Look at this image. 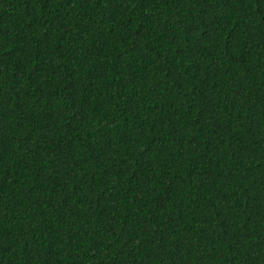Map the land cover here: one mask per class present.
I'll use <instances>...</instances> for the list:
<instances>
[{"label":"trees","instance_id":"obj_1","mask_svg":"<svg viewBox=\"0 0 264 264\" xmlns=\"http://www.w3.org/2000/svg\"><path fill=\"white\" fill-rule=\"evenodd\" d=\"M0 264H264V0H0Z\"/></svg>","mask_w":264,"mask_h":264}]
</instances>
